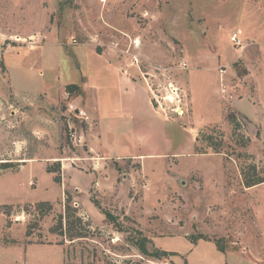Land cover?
Returning <instances> with one entry per match:
<instances>
[{
  "label": "rangeland",
  "instance_id": "obj_1",
  "mask_svg": "<svg viewBox=\"0 0 264 264\" xmlns=\"http://www.w3.org/2000/svg\"><path fill=\"white\" fill-rule=\"evenodd\" d=\"M258 180L264 0H0V264H264Z\"/></svg>",
  "mask_w": 264,
  "mask_h": 264
},
{
  "label": "crops",
  "instance_id": "obj_2",
  "mask_svg": "<svg viewBox=\"0 0 264 264\" xmlns=\"http://www.w3.org/2000/svg\"><path fill=\"white\" fill-rule=\"evenodd\" d=\"M122 72H123V74L126 76V75H130L129 74V71L127 70L128 68L123 64L122 65ZM126 71H128L127 73H126ZM147 85V87H148V91H149V93L151 94V95H149V98L151 99V101H152V109L155 111V113H161L156 107H155V105H154V103H153V97H152V94H153V90H152V88H151V86L150 85H148V84H146ZM152 92V93H151ZM257 96H258V98H259V95H258V86H257ZM86 104H87V99L84 97V99H83V107H84V110H86ZM92 108H94L93 106H92ZM86 112V119H87V121H89V122H91V123H93V124H95V125H97L96 127H91V125L89 126V135H87V136H83V137H81L80 138V141L81 142H85L86 144V146L88 147V149H89V152L91 153V155H92V158L91 159H101L102 160V158H110V157H108L107 155H104V156H101V155H98V154H96L95 153V151H94V149H93V142H92V140L93 139H95V137L100 141L101 140V121H100V118H99V116L98 115H96L97 113H96V111H95V114H93V113H91V110L87 113V110L85 111ZM96 121V123H94Z\"/></svg>",
  "mask_w": 264,
  "mask_h": 264
},
{
  "label": "trees",
  "instance_id": "obj_3",
  "mask_svg": "<svg viewBox=\"0 0 264 264\" xmlns=\"http://www.w3.org/2000/svg\"><path fill=\"white\" fill-rule=\"evenodd\" d=\"M241 74L242 73H240L239 75H241ZM66 90H67V93H69V94H71V93H79V95H82L81 87L78 86V85H70V86H68L66 88ZM231 154H232V152H229L228 153L229 156H231ZM29 159H32V157H29ZM56 171L59 172V170H56ZM52 173H55V171H52ZM55 182L56 183H60L61 182L60 176H58V177L55 178ZM263 183H264V180H258L256 182H247V185H248V187H254V186H257V185H260V184H263ZM1 209H3V208H1ZM4 209H5V212L8 215H10V211L12 210V207L9 206V207H5ZM200 239H203V240H206V241H214L216 243V245H217V248L221 252H226L227 251V246L225 245L224 241L221 240V239L220 240L219 239H217V240H211V239H209L207 237L202 236V237H195L192 240L193 241H197V240H200ZM142 249H143V253L144 254H146V255L149 254V252L146 250V248H145V246H144L143 243H142ZM156 255H157L158 258L161 256L160 254H156ZM171 255H174V254H171Z\"/></svg>",
  "mask_w": 264,
  "mask_h": 264
},
{
  "label": "water",
  "instance_id": "obj_4",
  "mask_svg": "<svg viewBox=\"0 0 264 264\" xmlns=\"http://www.w3.org/2000/svg\"><path fill=\"white\" fill-rule=\"evenodd\" d=\"M70 111L79 118H86V112L83 107V98L80 97L69 105Z\"/></svg>",
  "mask_w": 264,
  "mask_h": 264
},
{
  "label": "built area",
  "instance_id": "obj_5",
  "mask_svg": "<svg viewBox=\"0 0 264 264\" xmlns=\"http://www.w3.org/2000/svg\"><path fill=\"white\" fill-rule=\"evenodd\" d=\"M72 41H73L74 44L77 43L75 40H72ZM235 45L238 46V47H240V49H242V50L244 49L243 44H242V40H240V39H235ZM184 66H186V64H184ZM221 73L224 75V74L226 73V71L222 70ZM176 92H177V91H176ZM175 94H176V93H175ZM221 94H222L223 96H227V95H229V93H228V91H227L226 88L222 89ZM174 111H175V110H174ZM180 112H181V114H182V111H180ZM176 113L179 114V113L177 112V110H176ZM181 114H179V115H181ZM73 137L75 138V136H73Z\"/></svg>",
  "mask_w": 264,
  "mask_h": 264
},
{
  "label": "bare ground",
  "instance_id": "obj_6",
  "mask_svg": "<svg viewBox=\"0 0 264 264\" xmlns=\"http://www.w3.org/2000/svg\"><path fill=\"white\" fill-rule=\"evenodd\" d=\"M104 2V1H103ZM172 89V88H171ZM175 90V89H174ZM174 90H172V93H173V95L175 94V91ZM165 100L167 101V102H170V103H173L174 101H175V98L172 96V95H168L166 98H165Z\"/></svg>",
  "mask_w": 264,
  "mask_h": 264
}]
</instances>
